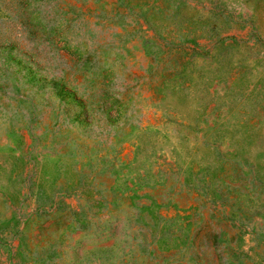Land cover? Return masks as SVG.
Here are the masks:
<instances>
[{"label":"rangeland","instance_id":"obj_1","mask_svg":"<svg viewBox=\"0 0 264 264\" xmlns=\"http://www.w3.org/2000/svg\"><path fill=\"white\" fill-rule=\"evenodd\" d=\"M0 264H264V0H0Z\"/></svg>","mask_w":264,"mask_h":264}]
</instances>
